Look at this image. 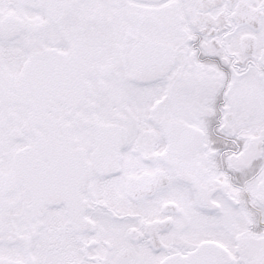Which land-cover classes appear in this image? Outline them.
<instances>
[{"label": "snow or ice", "instance_id": "snow-or-ice-1", "mask_svg": "<svg viewBox=\"0 0 264 264\" xmlns=\"http://www.w3.org/2000/svg\"><path fill=\"white\" fill-rule=\"evenodd\" d=\"M0 264H264V0H0Z\"/></svg>", "mask_w": 264, "mask_h": 264}]
</instances>
